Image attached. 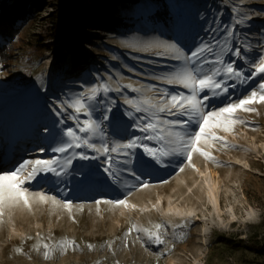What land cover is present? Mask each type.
<instances>
[{
  "label": "rangeland",
  "instance_id": "obj_1",
  "mask_svg": "<svg viewBox=\"0 0 264 264\" xmlns=\"http://www.w3.org/2000/svg\"><path fill=\"white\" fill-rule=\"evenodd\" d=\"M47 2L38 16L22 25L15 38L19 47L16 60L11 65L0 63V101L14 108L6 118H0V125L5 119L9 121L7 131L0 127V141L8 140L0 171L13 170L24 160L58 155L40 141V134L48 139L54 132L48 126L51 122L60 130L61 141L67 142L62 133L68 127L75 128L77 121L70 119L73 115L79 121L90 118L100 123L103 135L90 136L97 147L126 143L133 135H140L131 127L133 121L126 113L132 109L124 100L160 95L147 91L150 88L184 91L156 79L178 63L166 45L193 50L211 38L210 29H219L235 16L244 22L234 29L233 42L249 44L252 56L264 49V0H141L118 11L129 26L114 33L87 29L72 45L66 34L50 35L47 16L58 0ZM162 5L169 10V24L152 18ZM234 7L239 11H232ZM100 83H107L111 90L98 94L97 100L104 107L97 105L91 117L66 106ZM128 84L132 87H125ZM31 86L36 87L38 100L30 114L24 103L30 99L26 91ZM137 88L146 91H134ZM10 93H16L17 100L8 101ZM105 107L111 112L105 113ZM255 107L257 113L239 114L246 125L221 133L234 146L211 149L216 162L196 154L192 161L195 168L185 167L183 172L180 168L186 161L179 156L165 158L163 166L133 164L131 168L140 181L125 172L122 176L127 186H118L107 177L103 153L85 147L70 149L67 155L83 152L90 158L73 159L61 176L41 175L32 181L44 178L40 186H26L32 192L71 201L72 211L50 201H34L30 209L23 205L6 209L0 217V264H264V105ZM21 113L26 116L18 115ZM102 114L109 119L104 121ZM20 122L23 126L16 136L7 135L8 129ZM77 135L86 136L79 131ZM40 148L45 151L40 152ZM135 151L141 155L139 149ZM142 181L150 186L142 189ZM125 198L136 207L101 204L97 212L96 200ZM157 223L164 225V244L151 243L141 232L125 235L133 224L152 229ZM61 240L74 241L78 247L57 250L45 258L43 243Z\"/></svg>",
  "mask_w": 264,
  "mask_h": 264
},
{
  "label": "snow or ice",
  "instance_id": "obj_2",
  "mask_svg": "<svg viewBox=\"0 0 264 264\" xmlns=\"http://www.w3.org/2000/svg\"><path fill=\"white\" fill-rule=\"evenodd\" d=\"M232 11L238 12L239 9L234 7ZM243 22V19L231 17L230 21L220 25L219 29H210L211 38L202 41L193 50L185 51L175 44L166 45L172 59L178 63L156 79L168 85H178L184 91L150 88L147 91H156L160 95L158 97L142 95L139 100L125 99L124 103L132 109L126 116L133 121L131 127L140 135H133L126 143H114L111 147L101 144L97 147L90 142V136L103 135L100 123L90 118L79 121V117L73 115L70 119L77 121L75 128L68 127L62 133L68 138L67 142L51 148V152L66 154L70 149L85 147L103 153L104 172L112 183L118 186L121 183L127 186L122 176L125 172L140 181V176L131 168L133 164H143L145 167L163 166L165 158L179 156L186 161L180 168L183 172L185 167L195 168L192 161L196 154L205 160L216 162L211 149L217 145L221 149L234 146L230 145L227 137L221 133H231L238 125H246L248 122L239 114L257 113L255 105H264V49L256 56H252L249 44L243 41L239 44L233 42L236 36L234 29ZM227 56L231 59H226ZM125 87L131 88L132 85L128 84ZM110 90L107 83H100L89 88L87 93H81L71 103L66 102V106L74 109L77 114L83 112L91 117L97 105L104 107L103 103L97 100L98 94ZM115 90L119 91V88ZM134 91L143 93L146 90L137 88ZM244 92L247 94H243ZM234 96L239 98L233 99ZM214 102H219L222 106L216 107ZM110 112L111 108L105 107V113ZM102 119L107 121L109 116L102 114ZM77 131L85 133L86 136H78ZM137 149L141 152L140 156H137L135 151ZM39 151L44 152L45 149L40 148ZM121 156L123 159L119 158ZM76 158L87 160L90 157L83 152H73L64 157L53 155L47 159L24 160L13 170L0 171V217H3L6 209L12 207L23 205L30 209L34 201L39 203L50 201L53 205L62 206L71 212L73 208L71 201H59L55 196H49L44 192H32L26 185L41 174L61 176ZM29 168L31 170L25 175ZM149 186L146 181L140 184L142 189ZM95 204L97 212L101 204L133 209L136 207L130 204L127 198L96 200ZM83 209L84 206L80 205L79 210ZM163 229L164 225L161 223L155 224L152 229L133 224L125 235L133 231L141 232L151 243L161 245L166 242ZM183 236L181 233L180 238ZM35 247L39 250L40 244ZM70 247L78 245L71 240H61L56 244L44 242L43 256L49 258L54 251L64 252ZM88 247L92 248L93 245L89 244ZM16 251L20 252L21 249L17 248Z\"/></svg>",
  "mask_w": 264,
  "mask_h": 264
},
{
  "label": "trees",
  "instance_id": "obj_3",
  "mask_svg": "<svg viewBox=\"0 0 264 264\" xmlns=\"http://www.w3.org/2000/svg\"><path fill=\"white\" fill-rule=\"evenodd\" d=\"M49 0H0V63L11 65L17 58L14 40L18 39L22 25L35 18L48 5ZM141 0H58L56 7L48 14V27L53 37L66 34L72 45L84 37L87 29L103 32H117L129 22L120 9L140 4ZM169 10L162 5L152 18L169 24ZM40 51V46L36 47ZM75 56V60L82 59ZM84 57H87L84 55ZM87 59V58H85Z\"/></svg>",
  "mask_w": 264,
  "mask_h": 264
},
{
  "label": "bare ground",
  "instance_id": "obj_4",
  "mask_svg": "<svg viewBox=\"0 0 264 264\" xmlns=\"http://www.w3.org/2000/svg\"><path fill=\"white\" fill-rule=\"evenodd\" d=\"M36 91H37L36 87H33V86H31V87L26 91V93H28V94L30 95V99H27V101H26L24 104H25V107L28 108L27 111H29L30 114H31V112H32V107L35 105V103H36L37 100H38V98H37V96H36ZM7 99H8V101H11V100L15 101V100H17V98H16V93H14V94H11V93L8 94ZM13 110H14V108H13V106H12L11 104L6 103V102H1V101H0V116H1L0 118H1V119L6 118L7 113H11ZM18 115L23 116V117L26 116L25 113H21V114H18ZM1 119H0V120H1ZM7 123H9V121L5 119L4 122H3V124L0 125V127L7 131V128L5 127V126L7 125ZM22 126H23L22 122L16 124V127H15V128H12L11 130L8 129L7 135H10V133H12V136H13V138H14V137L16 136V134H17V133H15V132H16V131H19L20 127H22ZM58 130H59V129L55 128V131L52 132L53 134L51 133V134H49V136H48V140H49V143H50L51 148H53V147H57V146H60V144L63 143V142L61 141V139H60V136H59L60 133L58 132ZM9 131H10V132H9ZM59 131H60V130H59ZM13 133H14V135H13ZM54 138H56L55 141L53 140ZM7 142H8V140H7V141H4V142H2V140L0 141V161L2 160V154L4 153L3 148H4V146H5V144H6ZM44 142H45V141H44ZM45 143H46V142H45ZM37 150H38V149H37ZM35 151H36V150H35ZM55 154H58V155H60L61 157H64V156L67 155V153H66V154L55 153ZM41 175H45V174H41ZM41 175H38V176H41ZM38 176H37V177H38ZM43 179H44V178H39V179H37L35 182L37 183V182H39V181H42ZM31 182H32V181H31ZM31 182H30V183H31ZM38 184H39V183H38Z\"/></svg>",
  "mask_w": 264,
  "mask_h": 264
}]
</instances>
